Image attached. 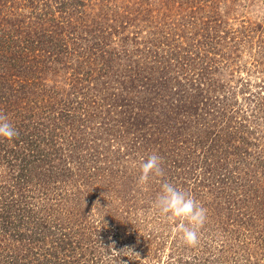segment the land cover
<instances>
[{
  "label": "trees",
  "instance_id": "1",
  "mask_svg": "<svg viewBox=\"0 0 264 264\" xmlns=\"http://www.w3.org/2000/svg\"><path fill=\"white\" fill-rule=\"evenodd\" d=\"M251 3L0 0V264H264V21L230 17ZM164 182L207 210L195 247Z\"/></svg>",
  "mask_w": 264,
  "mask_h": 264
},
{
  "label": "clouds",
  "instance_id": "2",
  "mask_svg": "<svg viewBox=\"0 0 264 264\" xmlns=\"http://www.w3.org/2000/svg\"><path fill=\"white\" fill-rule=\"evenodd\" d=\"M18 136V131L9 122L8 117L0 113V138L12 140ZM163 158L157 153H152L140 163V175L138 184L146 185L150 177H162L164 175L161 167ZM160 214L169 220H179L176 231L180 233L181 241L189 246L195 247L198 244V232L206 221L207 210L202 207L189 193L177 188L170 182L161 185V191L154 202ZM93 210V209H92ZM129 254H133L127 249ZM112 252L119 255L112 249Z\"/></svg>",
  "mask_w": 264,
  "mask_h": 264
},
{
  "label": "rangeland",
  "instance_id": "3",
  "mask_svg": "<svg viewBox=\"0 0 264 264\" xmlns=\"http://www.w3.org/2000/svg\"><path fill=\"white\" fill-rule=\"evenodd\" d=\"M252 2L253 3H251L249 6L244 7L243 9H239L236 12L237 16L233 15L230 17H237V18H239V20L245 18L246 20H250L252 22H258V21H262V20L264 21V0H252ZM245 61H247L249 63L248 55L243 56V58L241 59L240 62L243 63ZM245 76H246L245 71H242L240 74H238V75L236 74L235 80H237L239 77H245ZM251 81H252L251 87H253V84H254V87H256L255 83L260 82L259 77H257V78L252 77ZM251 90H252V88H251ZM253 90H254V88H253ZM242 96H247V93L243 94V95H241V94L238 95L239 100H240L239 102H241ZM168 254H169L168 246H166V251L164 252V256H163L164 258L162 259V262H164V259L167 257Z\"/></svg>",
  "mask_w": 264,
  "mask_h": 264
}]
</instances>
